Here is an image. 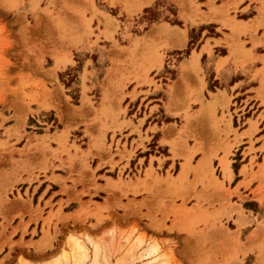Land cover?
I'll return each mask as SVG.
<instances>
[{
  "label": "rangeland",
  "instance_id": "rangeland-1",
  "mask_svg": "<svg viewBox=\"0 0 264 264\" xmlns=\"http://www.w3.org/2000/svg\"><path fill=\"white\" fill-rule=\"evenodd\" d=\"M114 1L115 4L111 5L109 0H0V128L7 120L3 113L11 115V119L20 115L21 106L29 95L25 93L26 89L40 91V94H34L39 95L37 99L42 97L49 103L57 104H39L45 111L53 109L50 113L36 118V122L30 119L26 132L21 126L4 129L3 135L0 134V209L11 204L5 195H1L4 193L2 187L5 175L36 171L41 164L50 166L58 161L41 154L39 151L44 147L54 156L62 153L66 147L67 155L69 149L74 150L78 156L72 157V160H78L84 169V172L80 169L81 177L85 180L84 173L87 172L92 182L95 181L94 170L90 166L93 160L98 159L97 168L103 164L109 165L111 169L123 160L128 162L132 153H121V140L115 142V138L117 134L119 139L121 138L122 126L126 124L118 122V119L130 117L128 115L132 110H129V101L135 100L137 96L143 98L141 102L148 97L150 100L156 99L154 102L161 105L162 101L170 97L165 111L171 113L172 118L161 117L156 121H171L178 127L179 140L183 144L181 149L188 153V157L181 155V171L188 168L195 153L201 152L205 157L204 153L213 151L214 170L208 161L210 170L212 174L216 172L219 176L222 173L223 178L226 177L228 152L219 147L221 142L215 136V131L224 133L228 139L227 133L219 127H226L230 123L231 98L227 99L225 104H218L216 107L219 108L208 103L207 100L215 101L217 96L202 91V79H198V75L203 77L202 69L208 72L207 61L202 60V69L198 62L195 68L190 62L192 55L197 52L194 49L201 37L200 33L207 37H224V44L228 47L236 44L242 47L247 44L252 47L264 46V0H156L153 5L154 0H150V4L140 11L136 10V7L144 0ZM238 21L242 25L233 31L232 26ZM161 25L166 26L169 32L175 29V33H184L181 36L182 43L187 32L188 47L169 48V44H177V38L157 32ZM207 50L210 48L207 47ZM70 51L79 56V62L87 56L86 53L91 54L90 58L94 63L91 68L96 71L93 77L84 71L79 92L76 88L72 89L69 83L75 82L80 65L59 74V80H56L55 71L71 62L70 58L67 59L71 55ZM188 56H191V59L185 62ZM158 59L161 66L157 63ZM53 60L55 63L59 62L57 66L54 64L52 69L44 71L43 68L50 67ZM182 65H186L187 69L194 68L196 78L188 76L185 82L175 89ZM87 77L91 78L88 83L90 89L85 87ZM196 79L201 82L198 88L195 86ZM209 79L207 77L208 81ZM207 89L209 92L215 91L211 83ZM125 98L130 100H124ZM106 121H109L108 125H105ZM102 122L105 125L103 128ZM70 125H76L79 129ZM234 125L237 131L241 127L238 121H234ZM107 131L111 133H108L106 139ZM22 136L27 139L25 144L22 149H15V145L10 141ZM32 140L35 141L34 146L30 144ZM188 144L195 146L189 147ZM50 145H58L59 148L51 150ZM30 148L33 150L26 156ZM123 148L125 150L126 146ZM222 152L223 157L218 159ZM102 155L108 157V162H103ZM114 157H118L120 161H113ZM58 162L60 164V161ZM200 162L201 160L198 163ZM250 162L252 163V160ZM76 164L77 161L67 167L72 170L78 167ZM233 166L236 170L238 162ZM177 169L178 166L172 172L163 171L165 179L174 177ZM143 174L145 178L154 176L159 181L164 180L161 175L156 174L152 166L144 173H138L136 181H140L139 177ZM122 175L123 172L120 171L118 177L113 178L115 181L104 177L102 179L115 185L112 191L122 192L125 196L127 191L124 190L131 184L133 176L130 173ZM204 181L193 186L187 185L186 188L182 186L184 184L176 187L181 192L180 198H174L175 196L166 189L149 190L152 197H160L159 205L150 207L154 212L153 216H148L150 228L157 232L166 231L167 234L159 235L160 240L150 236L146 243L144 235H141L138 241L131 240L138 230V221L124 220L117 230L105 198H96L102 202H80V208L65 217L61 215L60 205L44 218H41V209L37 207L41 220L38 232L34 230L27 241H23L21 237L18 242H0V245L8 246L0 254V264H5L8 260L14 263L16 259L14 264H111V260L113 264H182L176 260L173 250L176 240L169 235L175 231L183 233L180 238V254L185 264H242L243 258L252 252V249L245 248V244L238 242L237 232L229 233V239L224 237L221 230L224 227L222 219L226 215L220 212L229 206V203L215 198L206 207L202 206L201 197L210 189ZM196 185H201L199 191H196ZM99 189L101 187L94 186V190ZM8 193L13 199L12 190ZM15 195L17 199H21L18 193ZM191 199L195 200V205L186 210L190 212L188 215L198 216L204 213L198 219L186 217L179 221L170 208L175 207L176 203H182L184 208L189 205ZM165 201H168V206ZM130 204L131 201H127L126 205L117 204V207L123 210V217L141 218L143 215L135 214ZM98 205L103 208H98ZM215 205L219 209H214ZM209 208L212 210H208ZM103 213H107L106 216H103ZM65 218L71 219L75 227H71L73 236L68 239L66 247H60L58 244H61L64 233L57 225L67 226ZM27 225L28 223L21 224L15 227L13 232L21 229L23 235ZM228 227L233 228L232 225ZM0 228V234H3L8 225L0 224ZM86 228L103 230L93 236L85 231ZM88 246L91 247L92 253ZM30 247L43 255L28 257L29 253L25 251ZM142 247L146 251L138 252V248ZM252 248L256 250V254L250 255L246 264H264V245ZM45 250L48 254H45ZM218 257H221L220 261L217 260Z\"/></svg>",
  "mask_w": 264,
  "mask_h": 264
},
{
  "label": "crops",
  "instance_id": "crops-1",
  "mask_svg": "<svg viewBox=\"0 0 264 264\" xmlns=\"http://www.w3.org/2000/svg\"><path fill=\"white\" fill-rule=\"evenodd\" d=\"M156 0L152 3H155ZM247 3H245V6ZM244 6V7H245ZM209 25V24H204ZM200 25V26H204ZM196 26V27H200ZM206 32V31H203ZM260 32V31H259ZM199 41L194 49L197 51L195 54L199 55L197 62L199 66H202V60L207 61V71H203V77L198 75V79H202V91L210 93L211 95L217 96L215 101L213 99L207 100L208 103H211L213 107H216L218 104H225L227 99L230 100L229 112L231 114L230 123L224 127L221 125L219 129L224 130L227 133V138H225L224 133H217L215 131V136L219 138L221 142L219 147L225 149L228 152L226 165V177L223 178L222 173L216 175V172L212 174L208 161L211 162L214 170L215 158L212 159L213 151L204 153L206 160H203V154L197 152L193 155L191 162L187 169H182V177L178 182H166L157 180L154 176L150 178H145L144 174L139 177L140 181L137 180V174L148 170L152 166L158 176H162V179H165L164 173L175 169L178 166L177 174L181 172L179 165L183 163L181 155L188 157V153L183 151L182 142L179 140L178 136V127H175L173 123H165L159 120L163 118H172L171 113L165 111V106L170 102V97L168 100L162 101V105L154 102L156 99L145 98V101L142 97L137 96L135 100H130L129 106H131L132 113L127 117L118 119V122H125L126 124L122 126L121 129V138L119 139L118 134L116 135L115 142L120 141L119 151L121 153H132L128 162L126 160L118 163L113 169L109 165H99L98 159L92 161L90 164L91 168L94 170L93 178L94 182L91 181L90 174L85 172V180L81 177L83 170L82 165L78 160H72V157H77L78 154L74 150L69 149L68 155L65 152L68 148H64L63 152L56 154L55 156L51 154L47 148L44 147L41 151L46 158L51 157L60 161L53 162L49 166L41 164L39 169L36 171H25L23 173L13 172L11 175H5L3 178V192L1 195H5L7 200L11 201V204L8 206H3L0 209V224L8 225V228L3 234H0V242L8 240L11 242H18L22 237L23 241H27L29 237L32 236V232L35 230L38 232L39 226H41V220L38 217L37 207L41 209V218L47 216L50 211L57 210L58 206H61V215L72 214L80 208V202L87 201H97L96 198L106 199L109 206V212L112 214L114 219V225L120 228L124 223V220L138 221L137 227L138 230L134 233L132 241H138L141 235L145 236V243L147 242L148 237H154L157 240H160V236H165L167 234L164 232H157L150 228V223L148 216H153L154 212L151 211L150 207L153 205H159L160 197H152L149 190L152 188H162L166 189L169 193L174 195V198H180L178 188L181 184H184L185 188L187 185H194L199 182L207 184V186L212 190L208 189L202 197L200 203L203 207H206L207 204L215 198H221L229 203V206H226L221 210V214L225 213L226 217L222 219L224 227L222 232L224 237L227 239L230 238L229 233L237 232L236 237L238 242L245 244V248L251 247L252 252L247 253L243 258L242 264L247 263V259L250 255H255L256 250L252 247H258L259 245H264V46L256 45L252 47L250 44L246 46H240L236 44L235 46L228 47L224 44L226 39L224 37H207L200 33ZM185 40L183 41V46L181 48L188 47V38L187 32L185 34ZM187 38V39H186ZM242 41V40H240ZM178 43V41H176ZM249 43V41H247ZM99 46V45H98ZM207 47L210 50H207ZM179 48V49H181ZM67 58H70V63L65 64V66L59 67L55 71L56 80L59 79V74L65 72L68 69L78 67L80 65L77 78L75 82H70L69 86L80 91L82 87L81 76L84 71L90 73V77H93L96 73L91 67L94 64L91 57V54L86 53L87 56L82 59L81 62L77 60V57L73 52ZM89 56V57H88ZM64 58V56H62ZM191 56L185 60L189 62ZM55 61L50 67L43 68L44 71L52 69L54 67ZM181 73V70H180ZM195 76V72L192 68L187 69L183 74L184 79L179 80L181 74L179 75L177 85H181L185 82L188 76ZM209 77V81L207 80ZM196 79V88L200 87L201 82ZM87 82L85 87L89 88L91 86L88 83L91 82V78L87 77ZM209 83L212 84V88L215 91H208ZM176 85L175 89L178 87ZM49 90L50 88L47 87ZM139 89L136 90L138 92ZM132 91V90H131ZM131 91H127L128 93ZM140 92H145L140 90ZM28 95V98L24 101V104L21 106V113L15 119H11V115H6L3 113L4 117L7 119L2 128H0V134L3 135V130L7 128H19L23 126L24 132L26 127H28V122L30 119H33L36 122V118L44 113H50L53 108L45 111L39 107V104L42 105H57L49 103L42 99V97L35 96V93H41L40 91H35L34 89H26L25 91ZM67 97V95H64ZM212 108V107H211ZM219 108V107H216ZM133 118V119H131ZM39 122V120H37ZM234 121H238L240 124V129L237 131L234 125ZM109 121L105 122V125H108ZM102 122V127L105 126ZM72 126V125H70ZM78 127L76 125L72 126ZM166 127L167 130L165 129ZM79 129V127H78ZM236 131L234 134L233 132ZM165 132V133H164ZM108 133L106 132V139ZM20 134H22L20 132ZM15 137V136H13ZM23 137V136H22ZM20 137L12 139L10 143L15 145V149H22L23 145L26 142V138ZM111 138V135H110ZM5 141V139H1ZM109 143V141L107 140ZM31 146L35 145V141L30 142ZM70 145V144H69ZM124 145L126 146L124 150ZM30 146V147H31ZM116 146V145H115ZM189 147L195 145L188 144ZM58 145H50V149H58ZM33 148H30L28 156L32 152ZM47 155V156H46ZM1 156L0 153V168H1ZM70 156V157H69ZM103 162H108V157L102 155ZM222 155L218 157L222 158ZM237 157L235 160L233 158ZM202 160L203 163L198 165V162ZM208 160V161H207ZM252 160V163L250 162ZM77 161V166L70 170L67 166ZM113 161L119 162L118 157H114ZM238 162V167L234 170L233 165ZM208 164V165H207ZM218 169V168H217ZM216 170V169H215ZM220 172L221 170L218 169ZM122 171L123 175L126 173L132 174L131 184L127 185L124 191L126 195L123 196L122 192L112 191L114 184L106 183L102 177L106 179L117 178L119 172ZM164 171V173H163ZM116 174V175H111ZM174 174V173H172ZM173 177V178H174ZM1 178V175H0ZM5 179V180H4ZM194 179V180H193ZM173 183V184H171ZM94 186H99L101 189L94 190ZM117 186V185H116ZM175 186V187H174ZM118 187V186H117ZM201 185H196V191H199ZM12 190L13 199L10 198L9 193ZM15 191V193H14ZM123 191V190H122ZM18 193L21 199H17ZM88 193V194H87ZM91 196V198H89ZM89 198V199H88ZM22 200L23 202L19 201ZM4 203L5 200L2 199ZM127 201H131V209L134 210L135 214L143 215L141 218L128 217L125 219L123 210L117 207V204L126 205ZM162 201V200H161ZM183 208L182 203H176V206L170 209H173V214L177 215L179 221L183 219H198L202 214L188 215L190 212L186 210L192 209L195 205V200L191 199ZM245 204H248L247 207H244ZM165 205L168 206V201H165ZM177 207V208H176ZM180 207V208H178ZM214 209H219L217 205L214 206ZM208 210H212L209 208ZM107 213H103V216H106ZM138 215V216H139ZM159 218V216L157 215ZM64 221L67 222V226H62L58 224V228L63 229V239L60 241L61 244H58L60 247L63 245L66 247L68 239L73 235L71 227L74 228L71 223V219L65 218ZM178 221V222H179ZM65 222V223H66ZM28 223L25 233L21 234V229H18L13 232V229L19 225ZM93 224V223H92ZM108 224V223H107ZM232 225L233 228L230 229L228 226ZM166 226H168L166 224ZM21 227V226H20ZM1 230V228H0ZM103 229H92L86 228L89 234L95 236L99 234ZM173 236L176 240V247L173 249L175 251L176 260L182 262L180 254V238L183 236V233L178 231L172 232L169 234ZM116 241L118 239V231L115 235ZM124 238V237H123ZM249 239V241H247ZM33 241V237L31 238ZM107 241V239H105ZM166 240V239H165ZM108 242V241H107ZM106 242V243H107ZM116 244V243H115ZM160 245H158L159 247ZM1 251L0 254L8 248L7 244L0 245ZM162 247H160L161 249ZM88 250L92 253V249L88 246ZM146 251L143 247L138 248V252ZM166 250L165 248L163 249ZM29 255L28 257L34 258L43 254H38L33 247L27 249ZM45 254H48V251L45 250ZM221 257H218L217 260L220 261ZM17 259L14 261V263ZM9 260L5 264H14ZM113 264V261L110 262Z\"/></svg>",
  "mask_w": 264,
  "mask_h": 264
},
{
  "label": "bare ground",
  "instance_id": "bare-ground-1",
  "mask_svg": "<svg viewBox=\"0 0 264 264\" xmlns=\"http://www.w3.org/2000/svg\"><path fill=\"white\" fill-rule=\"evenodd\" d=\"M110 2V4L111 5H114L115 4V1L114 0H109ZM150 4V0H144L141 4H139V5H137V7H136V10H138V11H140L144 6H147V5H149ZM124 7V6H123ZM130 13H131V11H130ZM108 18V17H107ZM242 25V23L240 22V21H238L237 23H235V24H233V26H232V30L234 31V30H237L238 29V27L239 26H241ZM169 29L166 27V26H164V25H161L160 27H158L157 28V32H159V33H164V34H166L168 37H175V38H177V41H178V43L176 44V43H172V44H169V45H171L169 48H181L182 46H183V43H182V39L183 38H181V36L182 35H184V33H175L174 31H175V29H174V31H173V29H172V32L170 31H168ZM174 32V33H173ZM197 56L194 54V55H192V59H191V62H190V64L191 65H194V68L198 65V64H196L197 63ZM59 62L58 61H56V63H55V66H57V64H58ZM158 64H160V66H161V61L158 59V62H157ZM196 65V66H195ZM193 68V69H194ZM185 70H187V66L186 65H182V70H181V80H183V78H184V76H183V74H184V72H185ZM180 79V78H179ZM180 80V81H181ZM178 84V83H177ZM176 84V85H177ZM178 86V85H177ZM174 87H172V89H173ZM216 99V98H215ZM218 102V101H217ZM215 103H216V101H215ZM213 109V108H212ZM167 128H170V127H166L165 129L167 130ZM165 133V132H164ZM206 157V156H205ZM205 157H203L204 159H205ZM207 158V157H206ZM203 159V160H204ZM206 160V159H205ZM208 161V160H207ZM204 161H202L201 160V162L200 163H198L199 165H201V164H205V163H203ZM209 163V162H208ZM208 165V164H207ZM182 175H183V173H182V171L180 172V174L179 175H177V178L176 177H167L166 179H164V180H166V181H168V182H176L177 180L179 181L180 179H181V177H182ZM110 182H112L111 180H109ZM165 181V182H166ZM113 183V182H112ZM171 184H173V183H171ZM98 208H103V207H101V205H98ZM42 235H43V233H42ZM47 235V233L45 234V236ZM43 238V237H42ZM44 238H46V237H44ZM43 240V239H42Z\"/></svg>",
  "mask_w": 264,
  "mask_h": 264
},
{
  "label": "trees",
  "instance_id": "trees-1",
  "mask_svg": "<svg viewBox=\"0 0 264 264\" xmlns=\"http://www.w3.org/2000/svg\"><path fill=\"white\" fill-rule=\"evenodd\" d=\"M51 121H52V120H51ZM233 168H234V166H233ZM247 206H248V204H245V205H244V207H247Z\"/></svg>",
  "mask_w": 264,
  "mask_h": 264
}]
</instances>
